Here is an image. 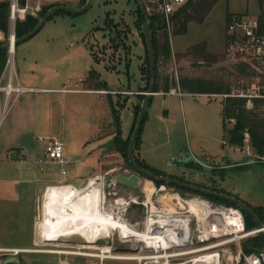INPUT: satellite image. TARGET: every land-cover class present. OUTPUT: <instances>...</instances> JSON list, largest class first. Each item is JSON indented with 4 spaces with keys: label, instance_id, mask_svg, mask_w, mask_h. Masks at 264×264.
<instances>
[{
    "label": "rangeland",
    "instance_id": "374dc122",
    "mask_svg": "<svg viewBox=\"0 0 264 264\" xmlns=\"http://www.w3.org/2000/svg\"><path fill=\"white\" fill-rule=\"evenodd\" d=\"M48 2L46 6L60 4L73 9L82 7L81 0ZM203 6V11L195 15L203 19L189 21L184 34H174L175 25L170 33L165 31L170 58L158 62V72L168 77L170 89L176 88L181 92L178 85L181 76L223 80L230 84L231 89L249 83L252 75H241L236 68V64L243 61L241 57L226 53V15L238 13L256 17L264 2L204 0ZM137 7L136 0H92L90 7L79 14L58 12L46 20L35 35L18 44L13 52V85L17 84L22 49L28 55L41 57L36 62L37 68L33 72L29 70L26 75L32 81L20 83L34 88V91L18 97L12 94L0 123V247H32L44 252L21 254L17 258L18 264H148L149 260L144 257L152 254V249L135 237H121L118 231H114L109 238L98 240L96 244L83 247V239L77 236L59 242L56 215L63 195L73 186L84 187L95 176L103 179L106 209H112L114 216L141 232L145 231L141 221L146 209L132 202L128 204L129 194L145 201V193L151 190L152 203L159 209V205H162L168 211L177 207L178 200L196 197L189 193L182 194L175 188L174 193L178 196L167 195L166 192L154 194L153 188L157 185L146 178H143V182L150 184L148 189L140 187L128 190L117 184L114 176L130 175L133 170L127 167L125 159L115 148L111 158L92 169L96 161L92 155L96 148L93 139L98 126L109 119L104 102L111 98L114 104L121 105V133L127 134L133 119V96L126 97L120 93L107 96L81 92L57 93L38 89L55 88L62 83L68 84V88L102 89L95 87L100 82L106 90H137L138 85L142 84L139 89L142 94L138 95L141 106L147 80L145 76L141 78L139 70L145 59V43L141 29L135 26ZM107 19L114 23L108 28L105 23ZM7 39L2 41L6 42ZM200 43H206V51L215 56L214 61L207 62L186 54L189 48ZM90 48L98 61L94 60ZM91 69L97 72V79L88 82ZM7 75L6 61L0 75L1 85L5 84ZM180 98L186 106L185 114L179 97L153 96L148 103L140 132V137L147 136L151 147L147 152L151 161L148 165L191 184L215 187L252 207L264 206V164L242 168L245 164L241 163L248 157L245 151L236 150L228 143V130L233 128L234 120L223 117L222 98L200 94H183ZM2 99L1 94L0 105ZM189 108L193 113V122ZM107 129L106 126L103 130ZM40 136H54L63 141L62 162L45 158V145L38 140ZM188 147L210 166L205 173L184 175L172 165L175 159L171 157L173 152L185 151ZM76 174L80 179L74 184L69 183ZM150 194L147 196L150 197ZM119 201L122 203L116 204ZM154 205L152 208L156 209ZM256 235L260 233L247 239ZM101 246H108L111 250L108 255L114 257L141 258L99 259L45 252L62 250L98 254Z\"/></svg>",
    "mask_w": 264,
    "mask_h": 264
},
{
    "label": "built area",
    "instance_id": "2783aa9c",
    "mask_svg": "<svg viewBox=\"0 0 264 264\" xmlns=\"http://www.w3.org/2000/svg\"><path fill=\"white\" fill-rule=\"evenodd\" d=\"M150 17L157 16L161 30L171 32L175 17L194 0H140ZM27 5L20 7L19 0H10L8 22L10 30H14L16 20L25 18ZM226 53L232 57H241L248 63L251 81L249 83L234 87L228 93L208 94L209 97H220L223 101L227 98H242L245 100L246 109L254 106L255 100H264V32L260 28L258 18L249 14L233 13L226 20ZM13 53L9 51L7 65L8 75L4 85L0 84V95L3 99L0 105L7 107L8 100L12 94L18 97L22 93L34 91V88L24 87L17 83L13 85V64L11 62ZM104 92V91H103ZM168 93V92H167ZM171 94H179V90L172 88ZM6 110V108H5ZM38 140L44 142V156L49 161L62 162L64 158V144L61 139L54 136H40ZM226 144V142H223ZM230 145V144H229ZM239 151H245L248 159L241 164L254 165L264 164V151L259 154L253 152L250 134L247 130L243 132L242 146L230 145ZM246 149V150H244ZM98 177V176H95ZM101 177V176H99ZM165 184L158 185L154 194L174 193V188ZM153 192V191H152ZM153 194L150 197L145 193V201L139 197L129 194V202L145 207V216L142 225L150 220L152 214ZM180 199V198H179ZM158 199L157 201H159ZM178 203V204H177ZM176 213H169L170 225L153 229L151 224L150 232L167 237L168 244L149 247L152 254L145 256L149 263L157 264H264V248L244 252L242 243L248 237L264 230H247L242 211L236 206L214 203L201 196L189 200H178L176 202ZM198 204V206H196ZM156 208L157 215L166 214L168 209L159 205ZM195 206V208H193ZM44 253L36 248L0 247V262L17 260L21 254ZM52 254V253H48Z\"/></svg>",
    "mask_w": 264,
    "mask_h": 264
},
{
    "label": "trees",
    "instance_id": "16d2710c",
    "mask_svg": "<svg viewBox=\"0 0 264 264\" xmlns=\"http://www.w3.org/2000/svg\"><path fill=\"white\" fill-rule=\"evenodd\" d=\"M203 1L204 0H194L190 2L174 19L173 25H175L174 34H184L187 31V23L192 20H202V18H197L195 15L200 14L201 11H203ZM86 0H81V5H84ZM60 5V4H51V5H45L43 6L36 16H33L31 14H26L25 18L22 20H16L14 25V35L15 38H20L23 35L30 32L39 22L40 18L53 6ZM205 5V4H204ZM0 8H2L5 12V22L3 25L0 26V30L4 33L5 38H8L9 30H8V12H9V3L8 2H0ZM64 13V12H63ZM231 16V13H228L226 15V20ZM137 19L135 21V26H138L139 29H141V25L144 22L143 13L140 10L139 7H137ZM140 24L138 25L139 21ZM258 21L260 24V28L262 32H264V13H261L258 17ZM158 17H150V25H151V34L153 39V45H154V61H155V92H169L170 90V83L167 76H162L160 72H158V62L161 60L167 61L170 58V51H169V43L167 34L162 32L160 25L157 23ZM106 26L107 28L109 26H112L110 20H106ZM129 32V31H128ZM119 34V33H118ZM127 34V32H126ZM125 35V34H124ZM141 36L145 43V59L143 64L139 66L140 75L141 78L145 76L147 80V84L145 85V89L148 90L149 86V80H150V73H149V61H148V54H147V46L145 37L143 36L141 32ZM3 42H0L2 44ZM16 47V46H15ZM90 51L92 53V56L95 61H98L95 53L90 48ZM187 55H191L194 57H199L201 59L206 60L207 62H212L215 60V56L211 55L206 51V43H200L194 47H191L186 52ZM7 61V51L0 50V75L5 67ZM160 61V62H161ZM248 63L241 61L236 64V68L238 72L241 75H249L250 71H248ZM97 79V72L94 69H91L89 71V75L87 77V81L91 82L93 80ZM178 85L182 92L184 93H191V94H222V93H228L231 90V86L229 83H225L223 80H214L209 78H203V77H195L191 78L188 76H181L178 81ZM95 87H102V83L98 82V86ZM146 90V91H147ZM145 95L142 97L144 99ZM140 99V98H139ZM118 105V104H117ZM112 102V100H109V106L111 110L112 115V136L114 140V147L121 156L125 159V163L128 168L132 170V167L129 163L128 158V146L130 142V137L134 129V125L136 122V118L140 109L139 102L133 107V113H134V122L131 127V132L129 136L126 138H123L121 136V120H120V107L121 105L117 106ZM264 100H255L254 106L252 109L248 110L245 107V100L242 98H227L225 101H223V117L224 118H230L234 120V126L232 129L228 130V143L230 145L235 146H242L243 144V132L244 130H247L251 137L252 147L255 150V152L261 154L264 151ZM146 113V112H145ZM146 118V114L144 115V119ZM141 132V131H140ZM140 146V134L137 138V141L135 143L134 147V159L138 166L148 170L149 172L161 176V175H167L163 171L155 170L151 168L147 163H145L143 160L139 158L138 150ZM249 165H244L242 168H247ZM171 176V175H170ZM176 178L175 176H171ZM182 182H185L184 180L180 178H176ZM154 183L158 186L164 183H158L154 181ZM189 183V182H187ZM167 185V184H165ZM199 187H204L207 189H210L212 191H217L223 193L221 190L215 188V187H209V186H203V185H197ZM168 187H174L179 192L183 193H189L196 196H201L203 198H206L214 203H222L225 205H231L227 201L218 199L213 196H207L202 195L200 193H195L189 189L180 188L174 185H167ZM229 195V194H228ZM249 205V204H248ZM253 212L256 214V216L259 218L262 224H264V206L259 207H252L249 205ZM245 220L246 229H253L257 228V225L255 221L246 213L242 212ZM242 248L244 252L249 253L252 251L260 250L261 248H264V234L260 233V235H256L250 239H246L242 243Z\"/></svg>",
    "mask_w": 264,
    "mask_h": 264
},
{
    "label": "bare ground",
    "instance_id": "6f19581e",
    "mask_svg": "<svg viewBox=\"0 0 264 264\" xmlns=\"http://www.w3.org/2000/svg\"><path fill=\"white\" fill-rule=\"evenodd\" d=\"M12 42L13 40L11 38V53H13L15 49ZM5 108V106L2 107L0 111V123L4 117L6 111ZM102 180V177H93L85 183L86 185L84 187L80 188V186H73L70 190L65 192L62 198V204L58 205L56 215V231L58 233L59 242L64 241L65 238L77 236L83 239V245H81L83 247L85 245L96 244L98 240L109 238L114 231H118L121 237H135L138 241L145 242L148 247L157 245L159 242V244H162L165 247L168 244L167 237H162L161 241H159L158 238H160V234L154 231L150 232V228L152 223H160L163 226L167 225L166 227L168 228L171 221L168 214L176 213L174 208H171L168 212H166V214L160 215L155 214L156 209L152 208V215H154L155 218L147 221L143 225L145 231L141 232V230L137 229L135 226L120 220L116 215L114 216L112 209H106L105 193L103 190L104 182ZM148 185L150 184H146L144 181L142 183L143 189H148ZM150 193L151 190H149L147 194ZM121 203L122 201H119L116 204ZM196 206H198V204ZM193 208H195V206ZM99 250H101V252L98 254L83 251L69 252L62 250H46L45 252L52 254H74L88 257H98L99 259L118 258L138 260L141 258L127 256L114 257L112 255H108L111 253L108 246H101Z\"/></svg>",
    "mask_w": 264,
    "mask_h": 264
},
{
    "label": "water",
    "instance_id": "95a60500",
    "mask_svg": "<svg viewBox=\"0 0 264 264\" xmlns=\"http://www.w3.org/2000/svg\"><path fill=\"white\" fill-rule=\"evenodd\" d=\"M92 0H86L85 4L82 5V7L73 9L70 6L67 5H55L52 8H50L39 20L37 25L27 34L23 35L20 38H15L14 35V30L10 31V36L8 37L7 41L0 44V50L7 51L9 53L10 48H11V38L13 40L12 44L13 47L17 46L18 44L25 42L29 38H31L33 35H35L38 30L42 27V25L45 23L46 20L50 19L52 16H54L58 12H64L68 14H79L81 12H84L87 10L90 5H91ZM138 7L143 13L144 17V22L141 27V32L143 36L145 37L146 41V46H147V54H148V61H149V73H150V80H149V86L148 90L144 94L145 97L141 103L136 122L134 125L133 132L131 134L129 146H128V158H129V163L132 167L133 173L130 175H116L114 176V181L121 185L124 186L128 190H136L140 187H142L143 183V178H146L150 180L151 182H158V183H164L167 185H174L180 188H185L189 189L195 193H200L202 195H207V196H213L218 199L227 201L230 203L232 206H236L239 208L242 212L246 213L249 215L256 223L257 229L264 230V225L261 223L259 218L256 216V214L253 212L251 207L245 203L244 201L227 195L225 193L217 192V191H212L210 189L204 188V187H199L191 183L187 182H182L174 177L168 176V175H161L157 176L148 170L138 166L135 162L134 159V147L135 143L137 141V138L140 134L142 123L144 121V115L146 112V108L148 106V103L150 101V98L152 95H154L156 92L154 91L155 87V61H154V45H153V39H152V34H151V25H150V20H149V15L147 11L145 10L142 2L140 0H136ZM5 22V12L2 8H0V26L3 25ZM15 38V39H14ZM114 147V140L113 138L108 139L104 143H101L98 148L102 149L103 152H110ZM172 165L178 167L181 171L182 174L184 175H189L190 173L192 174H200V173H205L210 166L206 163H203L202 161L196 159L194 156L191 154H186L183 155L180 158H175L172 161ZM174 188V187H173ZM154 215H150V219H154ZM160 223H155L153 225V229L160 227ZM264 233V231H263ZM0 264H18L17 260H12V261H6L4 263ZM149 264H157V263H149Z\"/></svg>",
    "mask_w": 264,
    "mask_h": 264
},
{
    "label": "crops",
    "instance_id": "0c3cea01",
    "mask_svg": "<svg viewBox=\"0 0 264 264\" xmlns=\"http://www.w3.org/2000/svg\"><path fill=\"white\" fill-rule=\"evenodd\" d=\"M48 1H50V0H33V2H31V0H19V6L23 7V6L27 5V12L29 14L33 15V16H36L37 13L39 12V10L43 6H45L46 4L49 3ZM262 1L264 2V0H262ZM0 2H8V3H10V0H0ZM261 13H264V7L262 9L260 8L259 12L256 13V18H258ZM231 14H233V13H231ZM236 14H238V13H236ZM4 38H5L4 33L0 30V42H3L2 40ZM14 50H16V47H15ZM20 57H21L20 60H19L20 70H17V78H16V81H17V83H19V85H21L20 83H22V82L29 83L30 81H32V79H28L26 75H27L29 70H31V72H33L34 69L37 68L36 67V62L39 61L40 58H41L39 55H36V54L35 55H33V54L28 55V53L26 52V50L24 51V49H22V51L20 53ZM141 81H142V79H141ZM47 83H48V81H47ZM66 85H68V84L62 83L59 87H55V88H38V89H40L41 91H46V92H57V93L58 92L59 93H64V92H66V93L67 92L80 93L81 92V93H89V94H100V95H106V96L120 93V94L125 95L126 97H130V96L134 97L135 101L132 103L133 107L139 102L138 95L142 94L139 91V89L142 86V84L138 85L137 90H130V89L106 90L104 88H102V89H94V88L90 89L89 87H85V88H78V87H76V88H68ZM75 85H77V83ZM21 86H23V85H21ZM183 94H191V93H184V92H181L180 90H179V94H171L169 92L168 93L167 92H156L154 95L151 96V98L153 96L179 97V100L181 102V106L183 107V111H184V114H185V107L186 106H185L182 98H180ZM200 95L209 97L208 94H200ZM151 98H150V100H151ZM109 100H111V98H107V101L104 102L105 109L107 110V112L109 114V119L106 120V121H103V123L98 126L95 138L93 139L94 142H95V145H96L95 146L96 148L93 150V154H92L96 158L94 167L92 168L93 170L96 169V167H98V165L103 164V162H105L109 158H111V156H113L112 152H114L113 151L114 148L110 152H103L102 149L98 148V146L101 143H104L108 139L113 138V136L111 134L112 133V126L110 127V125L112 123V115H111V110H110V106H109ZM165 112L166 111H164V113ZM189 113H190L191 122H193L194 117H193V113H192L191 109H190ZM155 114L156 113L154 112V115ZM133 122H134V113H133L132 125H133ZM132 125H131V127H132ZM106 126L108 127V129L106 131H104L103 129ZM129 133H130V131L127 134L121 133V136L123 138H126ZM150 149H151V147H149V142L147 141V136L144 135V137H140V146H139V150H138V155H139V158L141 160H143L147 164L151 163L149 155L147 154L148 151L150 152ZM186 154H191L196 159H198V160L202 161L203 163H205L204 160H202L201 158H198V156H196V154L194 152H191L189 147H188V150H185V151L184 150H177L176 152H173V154H172L173 156H171V157L180 158V157H182L183 155H186ZM171 157H170V159H171ZM178 170H179V172H181V170L179 168H178ZM79 179H80L79 176L76 174L74 176V179L72 181H68V182L74 184L73 182L76 181V180H79Z\"/></svg>",
    "mask_w": 264,
    "mask_h": 264
},
{
    "label": "flooded vegetation",
    "instance_id": "af4514ba",
    "mask_svg": "<svg viewBox=\"0 0 264 264\" xmlns=\"http://www.w3.org/2000/svg\"><path fill=\"white\" fill-rule=\"evenodd\" d=\"M182 179V178H181Z\"/></svg>",
    "mask_w": 264,
    "mask_h": 264
}]
</instances>
